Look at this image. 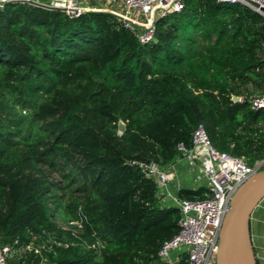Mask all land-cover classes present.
Instances as JSON below:
<instances>
[{
	"label": "trees",
	"instance_id": "16d2710c",
	"mask_svg": "<svg viewBox=\"0 0 264 264\" xmlns=\"http://www.w3.org/2000/svg\"><path fill=\"white\" fill-rule=\"evenodd\" d=\"M183 1L146 45L107 13L0 8V248L46 246L10 263L152 264L180 210L141 164L166 169L198 126L219 153L263 158L264 111L250 99L264 94V19Z\"/></svg>",
	"mask_w": 264,
	"mask_h": 264
},
{
	"label": "built area",
	"instance_id": "2783aa9c",
	"mask_svg": "<svg viewBox=\"0 0 264 264\" xmlns=\"http://www.w3.org/2000/svg\"><path fill=\"white\" fill-rule=\"evenodd\" d=\"M14 1L26 0H0ZM46 2L48 6L63 9L69 19L78 18L88 12L110 14L117 24L133 34L142 45L152 41L157 20L180 13L184 9L183 0H46ZM217 2L222 5L247 7L264 19V0H217ZM262 47L264 51V43ZM250 108L255 112L264 111V94L251 98ZM177 150L188 161L200 163L208 182L207 192L203 199L177 200L176 207L180 210L177 223L179 231L160 246L157 260L152 264H215L219 232L222 221L230 209V200L248 178L264 168V156L253 166H248L241 158L219 153L211 147L201 126H198L192 136L191 149L187 150L180 144ZM140 167L148 178L156 182L158 189L168 182V173L156 164H141ZM69 225L77 226L79 230L82 228L80 221ZM16 246L17 242H14L0 248V264H13L8 260L26 252L38 255L46 247L44 244L37 247L31 244ZM182 248L185 251L172 257L173 252ZM45 263L46 260L42 259L41 264Z\"/></svg>",
	"mask_w": 264,
	"mask_h": 264
},
{
	"label": "water",
	"instance_id": "95a60500",
	"mask_svg": "<svg viewBox=\"0 0 264 264\" xmlns=\"http://www.w3.org/2000/svg\"><path fill=\"white\" fill-rule=\"evenodd\" d=\"M33 7L64 14V10L46 4L26 0L22 1ZM9 2H0L3 8ZM231 101L240 102L239 97ZM117 131L122 134L125 125L118 122ZM264 200V168L248 178L230 200V209L222 221L215 264H257L250 238V218L254 210Z\"/></svg>",
	"mask_w": 264,
	"mask_h": 264
},
{
	"label": "crops",
	"instance_id": "0c3cea01",
	"mask_svg": "<svg viewBox=\"0 0 264 264\" xmlns=\"http://www.w3.org/2000/svg\"><path fill=\"white\" fill-rule=\"evenodd\" d=\"M38 1L43 2L42 0ZM164 170L168 173L169 179L162 188L158 189L157 195L161 204L166 207H176L177 194L181 189L198 190L204 188L207 191L208 182L198 162L192 163L182 156ZM249 231L256 261L258 264H264V200L252 213ZM182 251L185 249L182 248L171 255L173 257Z\"/></svg>",
	"mask_w": 264,
	"mask_h": 264
},
{
	"label": "rangeland",
	"instance_id": "374dc122",
	"mask_svg": "<svg viewBox=\"0 0 264 264\" xmlns=\"http://www.w3.org/2000/svg\"><path fill=\"white\" fill-rule=\"evenodd\" d=\"M42 1H43L44 4L47 3L46 0H42ZM253 253H254V251H253ZM254 256H255V253H254ZM256 262H257V261H256ZM257 264H258V263H257Z\"/></svg>",
	"mask_w": 264,
	"mask_h": 264
}]
</instances>
